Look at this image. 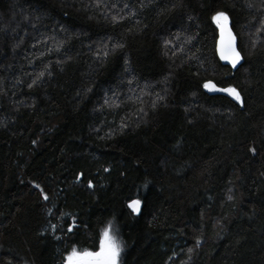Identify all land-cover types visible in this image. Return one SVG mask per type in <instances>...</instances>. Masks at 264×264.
<instances>
[{
	"label": "trees",
	"instance_id": "1",
	"mask_svg": "<svg viewBox=\"0 0 264 264\" xmlns=\"http://www.w3.org/2000/svg\"><path fill=\"white\" fill-rule=\"evenodd\" d=\"M262 20L264 0H0V264H64L109 224L120 264H264Z\"/></svg>",
	"mask_w": 264,
	"mask_h": 264
},
{
	"label": "snow or ice",
	"instance_id": "2",
	"mask_svg": "<svg viewBox=\"0 0 264 264\" xmlns=\"http://www.w3.org/2000/svg\"><path fill=\"white\" fill-rule=\"evenodd\" d=\"M97 7H100V4L97 3ZM112 8L117 7L116 4L111 5ZM125 8H128V4L124 5ZM251 7V5H249ZM124 19L123 16L114 15L112 16V20L114 22H118L119 20ZM213 21L216 23V26L220 30V47H219V55L221 60H225L232 65L233 68L237 66L239 61L241 60L240 52L237 51L234 46L235 36L233 35L231 29L229 28V17L224 11H218L212 17ZM262 27H264V20L261 21ZM261 29H257L260 31ZM113 48H121L122 45L116 43L112 45ZM104 55L107 56V51L104 52ZM47 67V65L45 66ZM44 73L41 72L40 76H43ZM39 78V77H38ZM36 81H33L35 84ZM29 87H32L30 84ZM203 88L208 91H219L225 92L229 96H231L238 103H241V95L237 91L235 86H229L227 88H218L215 83L208 81L203 84ZM162 99V97H157V100L152 101V106L155 107L158 100ZM118 106V105H117ZM254 151V149H253ZM107 171V169H106ZM79 179V177H78ZM91 182H89V187H91ZM38 187V185H37ZM45 199L47 197L45 196ZM231 199V197H229ZM140 201L133 200L129 203L128 207L132 209L133 212H137L139 210ZM55 228V226H53ZM69 231H72V228H69ZM200 241L197 240V245H199ZM123 242L118 239V237L111 232V224L104 227L99 234L98 244L95 250H90L85 248L83 250L78 249L76 246L68 251L64 257V264H120V256L122 252ZM191 252V249H189Z\"/></svg>",
	"mask_w": 264,
	"mask_h": 264
},
{
	"label": "water",
	"instance_id": "3",
	"mask_svg": "<svg viewBox=\"0 0 264 264\" xmlns=\"http://www.w3.org/2000/svg\"><path fill=\"white\" fill-rule=\"evenodd\" d=\"M229 28L231 29V31H232V33H233V35L235 36V33H234V31H233V29H232V27H231V25H230V23H229ZM220 39H221V36H220V30H219V28L217 27V35H216V42H215V52H216V56H217V58H218V60H219V62L221 63V64H223V65H227V66H229L232 70H235L242 62H243V55H242V53L240 52V50H239V48H238V41H237V36H235V40H234V46L236 47V49H237V51H239L240 52V55H241V60L239 61V63L237 64V66L235 67V68H233L232 67V65L230 64V63H228L227 61H225V60H221L220 59V55H219V47H220ZM208 81H211V82H213V83H215L214 81H212V80H207L206 82H208ZM216 84V83H215ZM216 86L218 87V88H227V87H222V86H219V85H217L216 84ZM204 91L206 92V93H208V94H220V95H225V96H228V97H231V96H229L227 93H225V92H219V91H208V90H206L205 88H204ZM232 98V97H231ZM233 99V98H232ZM133 200H138V199H131L126 205L128 206L129 205V203L131 202V201H133ZM139 201V200H138ZM140 207H141V203L139 204V210L137 211V212H133L132 211V209L131 208H129L130 209V211H132L133 212V214H138L139 213V211H140Z\"/></svg>",
	"mask_w": 264,
	"mask_h": 264
},
{
	"label": "rangeland",
	"instance_id": "4",
	"mask_svg": "<svg viewBox=\"0 0 264 264\" xmlns=\"http://www.w3.org/2000/svg\"><path fill=\"white\" fill-rule=\"evenodd\" d=\"M215 24H216V23H215ZM106 226H108V225L103 226V227L101 228L100 232H101L102 229H103L104 227H106ZM111 232H112V234L116 235L112 228H111ZM120 262H121V256H120Z\"/></svg>",
	"mask_w": 264,
	"mask_h": 264
}]
</instances>
